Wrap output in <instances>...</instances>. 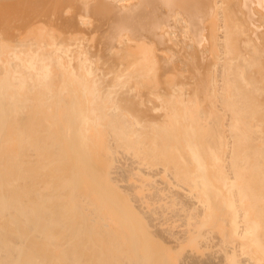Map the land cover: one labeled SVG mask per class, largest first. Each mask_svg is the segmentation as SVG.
<instances>
[{"label": "bare ground", "instance_id": "6f19581e", "mask_svg": "<svg viewBox=\"0 0 264 264\" xmlns=\"http://www.w3.org/2000/svg\"><path fill=\"white\" fill-rule=\"evenodd\" d=\"M0 264H264V0H0Z\"/></svg>", "mask_w": 264, "mask_h": 264}]
</instances>
